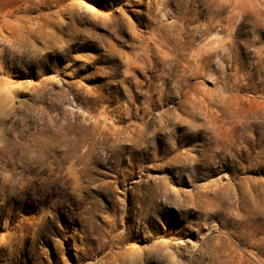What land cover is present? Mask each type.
<instances>
[{
	"label": "rangeland",
	"instance_id": "obj_1",
	"mask_svg": "<svg viewBox=\"0 0 264 264\" xmlns=\"http://www.w3.org/2000/svg\"><path fill=\"white\" fill-rule=\"evenodd\" d=\"M0 264H264V0H0Z\"/></svg>",
	"mask_w": 264,
	"mask_h": 264
}]
</instances>
